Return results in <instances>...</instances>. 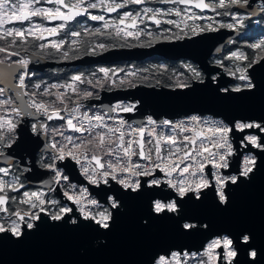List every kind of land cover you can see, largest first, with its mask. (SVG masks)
Instances as JSON below:
<instances>
[{"label":"snow or ice","instance_id":"obj_1","mask_svg":"<svg viewBox=\"0 0 264 264\" xmlns=\"http://www.w3.org/2000/svg\"><path fill=\"white\" fill-rule=\"evenodd\" d=\"M147 2L44 0V3L54 5L44 7L37 6L41 5V0H0V54H3L0 56V66H3L0 68V84L5 85L0 87V244L21 245L45 228H69L73 232L85 231L107 238L115 230L127 202L146 199L144 213L139 219L141 230L152 231L157 224L168 223L181 235L207 237L197 251L155 250L151 252L148 264H241L237 259L240 254H246L247 264H264V251L257 246L251 231L240 226L232 231L215 232L212 219L196 214L197 210L205 208L216 215L229 213L235 206L238 190L251 185L264 170V115L248 114L241 107L244 102L264 95V80L258 78L259 74H264V39L248 45L251 55L242 51L230 53L227 59L236 62L231 67L223 61L216 62L233 82L219 84L218 76L213 75L207 87L217 102L236 106V110L228 115L222 112L196 113L179 122L164 120L160 125L148 117L147 125L151 127L129 124L131 130L125 132L127 122L116 120L108 112H134L137 104L117 103L97 114L81 103L97 98L93 91L81 85L102 86L101 80L94 83L83 74H74L65 83L42 85L41 82H31L34 73L29 70V65L33 61L29 56H22L19 49L31 46L34 41L41 42L36 45L39 52H32L31 57L43 58L41 53L51 56L49 50H53L60 54L57 59L62 62L78 59L81 54L98 55L113 47L104 42H90L87 50L80 53V49L73 46L82 36L119 38L123 33L125 39L139 40L140 31H125L137 29L138 19L142 22L147 18L157 26L162 22L174 25L179 32L164 36V32L171 30L163 29L154 36L147 31L149 40L132 47H151L161 39L182 40L220 29L238 32L246 27V16L254 15L239 12V9L252 8L250 0H160L186 7L163 11L144 6L135 13H119L120 9L130 5L141 6ZM190 8L210 11L217 17L226 16L230 20L224 22L213 16H202L191 12ZM93 9L119 15L117 19L109 20L104 14H92L90 10ZM260 11L264 12V7ZM173 14L180 20L158 19ZM36 17L60 23L46 27L34 22ZM78 17L102 22V27L83 26ZM73 21L80 26L79 30L76 26L69 27ZM17 23L23 26L5 27ZM61 33L60 39L43 42L49 37L61 36ZM66 44L68 48H65ZM23 50L27 52L28 47ZM70 52L77 55L73 57ZM186 67L191 77L177 78L173 85H169L173 90L192 89V83L188 82L192 78L199 84L205 83L199 70ZM110 71L115 74V70L99 69L105 81ZM14 78L17 83H13ZM29 88L35 91H27ZM10 92L16 93L15 98L7 95ZM38 95L54 99L38 100ZM25 96L29 97L26 101L23 100ZM27 117L33 121L30 126L32 135L46 141L35 165L51 174L45 182L46 191L32 190L28 186L29 177L25 174L33 172L34 167L32 161L25 158L28 154L19 159L16 157L30 139L22 127ZM109 120L116 126L109 124ZM53 121L63 123H49ZM157 126H168L170 131L158 133ZM146 134L149 139H145ZM126 135L130 137L127 140ZM32 143L39 146V139L32 140ZM67 161L78 166L86 185L70 182L64 171L65 168L71 170ZM89 186L99 190V199L92 195Z\"/></svg>","mask_w":264,"mask_h":264},{"label":"water","instance_id":"obj_2","mask_svg":"<svg viewBox=\"0 0 264 264\" xmlns=\"http://www.w3.org/2000/svg\"><path fill=\"white\" fill-rule=\"evenodd\" d=\"M256 1L264 3V0H250L252 8L242 9L254 13L250 19L261 14L254 6ZM238 34L239 32L220 29L218 32L205 33L190 39L158 43L151 48L111 50L98 56H85L74 62L61 64L28 55L33 61L29 65V69L44 73L54 67L92 66L99 63L112 64L124 61L140 62L153 56H162L171 61L187 59L198 65L206 75L204 84L193 82L190 90H173L167 87L140 84L127 89L103 90L99 98L81 103L89 108L96 107L103 111L111 109L112 105L119 101L137 103L135 113H121L126 117L125 121L137 125L145 123L147 116H152L157 122L162 123L165 119L173 121L196 113L211 115L222 112L228 115L236 110V106L217 102L207 85L211 76L218 72L220 73L219 84L227 85L233 81L226 76L224 69L211 66L209 60ZM37 61L38 64H36ZM2 67L0 66V68ZM258 78L264 80V74H259ZM13 83H16L15 78ZM0 85L5 86L4 84ZM216 86L212 85V87ZM16 91L22 90L16 89ZM15 94L14 92V96ZM23 100H27L26 96L23 97ZM241 107L248 114L264 115V95H258L254 99L244 102ZM109 112V115L113 117L111 111ZM31 122L32 118L27 117L26 123L22 125L26 136L30 139L27 140L24 149L17 152L16 157L19 159L21 155L28 154L25 155V158L31 160L34 165L33 172L25 174L29 177L28 186L46 191L45 182L51 174L35 166L37 156L42 153L46 141L42 137L37 138L32 135ZM36 139H39V146L32 143V140ZM66 163L71 166V170L64 169L65 173L69 175L70 181L77 185H86L87 182L80 174L78 167L71 161ZM89 188L92 195L99 199V190L92 189L91 186ZM235 201L234 208L227 214L216 215L207 208L197 210L196 214L212 219L215 224L213 229L215 232L232 231L243 226L253 233L257 246L264 251V170L258 174L251 185H245L238 190ZM145 206L146 199L127 202L115 230L107 238L85 231L73 232L69 228H45L21 245L4 242L0 244V264H148L151 252L161 248L190 251L201 249L207 239L205 235H181L168 223L157 224L152 231L141 230L139 219L144 213ZM211 234L209 233V235ZM237 259L241 261V264H247L246 254H240Z\"/></svg>","mask_w":264,"mask_h":264},{"label":"flooded vegetation","instance_id":"obj_3","mask_svg":"<svg viewBox=\"0 0 264 264\" xmlns=\"http://www.w3.org/2000/svg\"><path fill=\"white\" fill-rule=\"evenodd\" d=\"M37 6H44V7H54V5H49L44 3V0H41V5H37ZM144 6L147 7H151L153 9H161L163 11H166L168 9H173V8H177V9H184L186 6L185 5H174V4H165L160 2V0H148L146 5H141V6H136V5H130L128 8L125 9H120L119 13H122L124 11H132L133 13L140 11ZM254 6L257 7V11L261 12L260 9L261 7H264V3H262L261 1H256L254 3ZM92 12V14H104L106 19L109 20H115L118 18L119 13H101V11L99 9H93L90 10ZM191 12H195L199 15L202 16H213L216 17L217 20H223L224 22H229L230 18L229 17H217L215 13L210 12V11H205V12H201L199 9H194V8H190ZM233 11H237V9H233ZM239 12L241 14H245V13H249L247 11H244L242 9H239ZM252 15L246 16L245 18V25L246 27L243 29H240L238 32V36L232 38L229 42H227L224 45V48L218 53L215 54L213 56H211L209 62L211 64V66H216L219 67L217 65V61H223V63L229 67L233 66L236 62L235 61H231L229 59H227V57L230 55V53L235 52V51H242L246 54L251 55L252 54V50L248 47L249 44L251 43H255L258 42L261 39H264V12H261V14H257L254 18L250 19ZM34 22L42 24L46 27H53L56 24L60 23L59 21H45V20H41L39 17L33 18ZM79 21H81V24L83 26H87L90 28H95V27H102V22H97V21H91V20H86V18L83 17H78L77 18ZM158 19H160L161 21L165 20V19H171V20H177L179 21L180 18L173 15H164V16H159ZM130 22V21H129ZM189 24L192 23V21H188ZM196 23L199 24H203V23H207V21H196ZM138 24V28L137 29H125V31H131V32H136V31H140V36H139V40L134 39L133 37H127L126 39L123 37V33L121 34V37L117 38V37H112V38H107V37H92V36H82L81 38H79L78 42L76 45H74L73 47H78L80 49V53H83L84 51L87 50L89 43L90 42H104L106 44L112 45L113 47H111L108 51L111 50H118V49H133V48H151L153 46H155L158 43H169V42H176V41H181V40H175V41H167L164 39H161L160 42L158 43H153L151 47H132L131 45H138L141 42H147L149 40V37L146 35L147 31H151L153 33V35L155 36L158 33H161V31L163 29H170L171 31L168 32H164L163 35L164 36H170L173 33H177L179 32V30L177 28H175L174 25H169V24H165V23H161L159 26H157L156 24H153L149 19L147 18H143L142 22L141 20L138 19L137 21ZM23 25L20 24H9L6 25L5 27H22ZM76 26L77 30H79L80 26H77L76 21H73L71 25H69V27H73ZM183 27V24L181 25ZM124 26L121 25V28H123ZM224 30V29H221ZM227 31H230L228 29H226ZM109 31H112V29H109ZM218 32V31H217ZM205 33H215V32H204L201 33L205 34ZM63 36V33H61V36L58 37H49L48 40L43 41L45 43H47L49 40H58ZM199 36V35H197ZM196 36H192L191 38H194ZM71 39H76V38H71ZM185 39H190V38H185ZM184 40V39H182ZM41 41H34L32 42L31 46H22L19 51L21 52L22 56H28L31 55L32 52H39L38 47H36L37 44H39ZM2 43V42H0ZM123 45V46H121ZM24 47H28V51L25 52L23 50ZM65 48H68V45H65ZM52 52L51 56H45L43 53H41V56L43 57L42 59H45L48 62L51 63H69V62H73L75 60H77V58H73L70 59L68 61H62V62H58V57H59V53H55L53 50H49ZM107 52V51H105ZM105 52H102L100 54H103ZM98 54V55H100ZM3 54H0V56H2ZM70 55L75 57L77 55V53L74 52H70ZM98 55H80L78 59L83 58L84 56H98ZM15 59V58H13ZM137 63H142L145 65H151L156 63L159 67L157 71H163L165 72V70L170 69V66L168 64H175L177 65V68H175V73L176 76L175 77H180L183 78L184 75H180L181 73L185 74L188 70L186 66H191L192 68H196L197 70H199L202 73V76L205 80V74L199 69L198 65L194 64L192 61L187 60V59H180V60H176V61H171L168 59H165L162 56H153L151 58H148L144 61H124V62H115L112 64H96V65H92V66H70V67H54L52 69H49L47 72H38V71H33L34 75H33V79L36 80V82H39V79L44 78L42 76L44 75H48L49 73L53 72V73H65L64 68L68 69L69 74H83L86 78H93V74L97 75L98 77H100L101 75H103V73L99 72L100 68H107L110 70H115V74H113V72H109V74H111L113 80H117V79H122L121 77V73L126 74L127 72H131V70L136 69L138 66L136 65ZM36 64H38V61L36 62ZM164 65L165 69L160 68V66ZM220 68V67H219ZM64 71V72H63ZM189 72V71H188ZM225 72V71H224ZM174 73V74H175ZM190 73V72H189ZM219 72L216 74L217 76H219ZM110 76V75H109ZM108 76V77H109ZM227 76V75H226ZM35 77V78H34ZM71 77V76H70ZM128 77H130V75L128 74ZM136 80V79H135ZM18 81L16 80V83ZM68 82V80H64L63 83ZM196 82V80L194 78L190 79V83ZM52 83H59V82H52ZM50 83V84H52ZM117 83V82H116ZM47 84V85H50ZM107 86H112L111 84L109 85H104L101 89H100V93L103 90H108V89H104V87ZM0 87H3L0 85ZM168 88V87H167ZM97 90V89H96ZM95 90V91H96ZM115 90V89H112ZM99 93V91H98ZM100 93L98 94V97H100ZM96 96V92L94 93ZM9 96H12L13 98H15L14 96V92H10L8 93ZM96 99V98H94ZM90 100V99H88ZM33 122V121H32ZM42 153H39L37 156V161L40 159ZM32 190H36L37 188H33L30 187ZM42 190V189H41Z\"/></svg>","mask_w":264,"mask_h":264},{"label":"trees","instance_id":"obj_4","mask_svg":"<svg viewBox=\"0 0 264 264\" xmlns=\"http://www.w3.org/2000/svg\"><path fill=\"white\" fill-rule=\"evenodd\" d=\"M77 60H79V59H77ZM62 63H64V62H62ZM56 64H61V63H56ZM136 65L138 66L137 68L140 69V70H148L149 72L152 71V76L148 80L137 79V80L131 81V83L130 82L129 83H124V82L121 83L122 79H117L113 83L109 82V84H111L112 86H109V87L105 86L104 89H108V90H112V89H127V88L135 87V86L140 85V84L147 85V86H157V87H168V88H170L169 85H173L174 82L177 80V78H179L180 80H185L186 78H189L192 75L191 73H189L187 71L184 74L183 78L175 77L176 74H177V73H175V68H177V65H175V64H168L170 66V69L165 70V72L161 71V73L157 72L159 66L156 63L151 64V65H145V64H142V63H137ZM85 67H88V66H85ZM64 70H65V73H63V74H61L60 72L59 73L51 72L48 75H44V76H42L44 78H42V80L40 78L39 82H41L42 85H47V84H50L52 82L63 83V81L65 79L69 80L70 76H72V74H69L68 69L64 68ZM32 72H33V70H32ZM31 82H36V80L33 79V77H32L31 78ZM188 82H190V80ZM96 89L100 93V90H99L100 88L97 87ZM28 91L29 92L35 91V89L34 88H29ZM98 91H97L96 97H98V94H99ZM37 98L44 99V100L53 99V97H51V98H49V97H41L39 95L37 96ZM86 101L87 100H82L81 102H86ZM82 104H84V103H82ZM69 106H71V105H69ZM50 124H57L58 125V124H61V122L54 121V122H52Z\"/></svg>","mask_w":264,"mask_h":264},{"label":"built area","instance_id":"obj_5","mask_svg":"<svg viewBox=\"0 0 264 264\" xmlns=\"http://www.w3.org/2000/svg\"><path fill=\"white\" fill-rule=\"evenodd\" d=\"M30 70V69H29ZM31 72H32V70H30ZM33 77V76H32ZM31 77V78H32ZM26 82H28V81H26ZM26 99L28 100L29 99V97H27L26 96ZM117 103H121L122 105H127V104H137V103H134V102H131V101H119V102H116V103H114L113 105H112V107L115 105V104H117ZM85 105V104H84ZM86 106V105H85ZM87 107V106H86ZM111 107V108H112ZM87 108H89V107H87ZM89 109H91V112H94V113H97V114H102L104 111L103 110H101L100 108H96V107H94V108H89ZM82 111H83V109H82ZM136 112V110L134 111V112H130V113H128V114H133V113H135ZM112 113V115H113V117L114 118H116V120H119V119H123V120H125L126 119V117L123 115V114H121V113H117V112H111ZM91 114V113H90ZM110 114V112H108V115ZM111 116V115H110ZM148 117H151L152 119H154V120H156L155 118H153L152 116H147L146 118H145V123H143L142 125L143 126H145L146 128H148V127H151V126H148L147 125V118ZM189 117V116H188ZM186 117H184V118H179V119H176V120H173V122H179V121H181V120H183V119H185ZM165 120H168V119H165ZM157 121V120H156ZM127 123L125 124V126H124V131L125 132H128V131H130L131 129L128 127V125L130 124L132 127H138V126H141V125H137V124H135V123H133V122H130V121H126ZM61 123H63L62 121H61ZM108 123L109 124H112L113 126H116V124L114 123V121H112V120H109L108 121ZM160 124H162V123H159L158 122V125H160ZM156 130H157V132L159 133V132H161V131H163L165 134H167L169 131H170V129L168 128V126H163V128H161V127H159V126H157L156 127ZM71 134H73V133H71ZM73 135H79V134H73ZM130 137H128L127 135H126V137H125V139L127 140V139H129ZM145 139H149V137L147 136V134H146V136H145ZM105 159H108V157H105ZM78 167V166H77ZM66 174V173H65ZM83 177V176H82ZM84 178V177H83ZM71 183H74V184H76L75 182H72V181H70ZM83 185V184H82ZM94 196V195H93ZM95 197V196H94ZM96 198V197H95Z\"/></svg>","mask_w":264,"mask_h":264},{"label":"rangeland","instance_id":"obj_6","mask_svg":"<svg viewBox=\"0 0 264 264\" xmlns=\"http://www.w3.org/2000/svg\"><path fill=\"white\" fill-rule=\"evenodd\" d=\"M160 68H162V69H165L164 68V65H162V66H160ZM157 72H160V71H157ZM130 73H135L136 75L135 76H132V75H130V77H128V74H129V72H127L126 74H123V73H121V77H122V81L124 82V83H131V81H133V80H137V79H143V80H148L151 76H152V71H148V70H140V69H133V70H131V72ZM156 73V72H155ZM110 76L107 78V80L105 81V79H104V75H101L100 77H98L97 75H94L93 76V78H89V79H92L93 80V82L95 83V81L97 80V79H99V80H101L102 81V86H96V87H91V86H88V85H81V87H87L89 90H91V91H93V93H97V91L98 90H96V88L98 87V88H102L104 85H109V82L110 83H113L114 82V80H113V78H112V76H111V74H109ZM35 78V77H34ZM53 84V83H52ZM99 89V90H100ZM96 90V91H95ZM27 91H28V89H27ZM55 91V90H54ZM62 91H63V89H62ZM37 98V97H36ZM49 98H51V97H49ZM38 100H40V98H37ZM53 99H54V97H53ZM67 134H71V133H67ZM71 135H73V134H71ZM57 139H59V137H57Z\"/></svg>","mask_w":264,"mask_h":264}]
</instances>
